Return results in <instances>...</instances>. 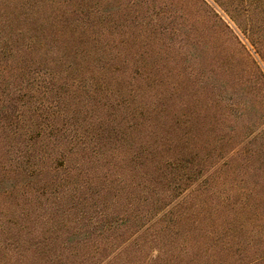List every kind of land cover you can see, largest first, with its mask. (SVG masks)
<instances>
[{"label": "trees", "instance_id": "1", "mask_svg": "<svg viewBox=\"0 0 264 264\" xmlns=\"http://www.w3.org/2000/svg\"><path fill=\"white\" fill-rule=\"evenodd\" d=\"M264 264V0H0V264Z\"/></svg>", "mask_w": 264, "mask_h": 264}, {"label": "rangeland", "instance_id": "2", "mask_svg": "<svg viewBox=\"0 0 264 264\" xmlns=\"http://www.w3.org/2000/svg\"><path fill=\"white\" fill-rule=\"evenodd\" d=\"M12 263L15 264H40L42 263L39 259L37 258H19V259H13Z\"/></svg>", "mask_w": 264, "mask_h": 264}]
</instances>
